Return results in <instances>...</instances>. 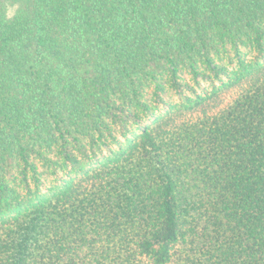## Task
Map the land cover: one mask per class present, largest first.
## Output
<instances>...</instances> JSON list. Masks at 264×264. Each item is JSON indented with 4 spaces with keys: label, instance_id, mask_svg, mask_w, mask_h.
I'll use <instances>...</instances> for the list:
<instances>
[{
    "label": "trees",
    "instance_id": "obj_1",
    "mask_svg": "<svg viewBox=\"0 0 264 264\" xmlns=\"http://www.w3.org/2000/svg\"><path fill=\"white\" fill-rule=\"evenodd\" d=\"M0 264H264V0H0Z\"/></svg>",
    "mask_w": 264,
    "mask_h": 264
},
{
    "label": "rangeland",
    "instance_id": "obj_2",
    "mask_svg": "<svg viewBox=\"0 0 264 264\" xmlns=\"http://www.w3.org/2000/svg\"><path fill=\"white\" fill-rule=\"evenodd\" d=\"M14 11H15V10H14L13 8H11V13H12V14L14 13Z\"/></svg>",
    "mask_w": 264,
    "mask_h": 264
}]
</instances>
